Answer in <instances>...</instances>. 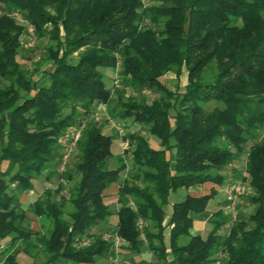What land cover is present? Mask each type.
I'll return each mask as SVG.
<instances>
[{
	"label": "trees",
	"instance_id": "trees-1",
	"mask_svg": "<svg viewBox=\"0 0 264 264\" xmlns=\"http://www.w3.org/2000/svg\"><path fill=\"white\" fill-rule=\"evenodd\" d=\"M0 10V240L16 248L0 264H21L39 248L46 264H96L115 252L114 238L135 253L147 244L163 263L170 254L177 264H264V0H0ZM15 14L47 40L41 79L19 61L26 28ZM106 71L118 72L122 89L107 88ZM185 71L183 87L162 81ZM147 91L157 96L150 101ZM98 105L161 146L139 131L126 138L133 172L120 184L109 239L104 194L127 167L107 168L114 138L94 120ZM71 128L81 129L77 157L60 172L59 140ZM249 144L247 177L233 172L250 185L244 200L253 212L228 237L222 211L207 237L192 236L193 216L207 211ZM53 176L57 189L31 206L50 222L42 235L25 226L20 198ZM206 185L205 195L174 203L164 225L172 195Z\"/></svg>",
	"mask_w": 264,
	"mask_h": 264
},
{
	"label": "rangeland",
	"instance_id": "rangeland-1",
	"mask_svg": "<svg viewBox=\"0 0 264 264\" xmlns=\"http://www.w3.org/2000/svg\"><path fill=\"white\" fill-rule=\"evenodd\" d=\"M1 14H2V11L0 10V15ZM14 17L17 18V21L19 22L20 25H23L26 28V32L22 40L23 49L21 50L20 57H19V61L22 65V68L28 72L29 76H31L32 74L33 75L35 74V78H34L35 80H37L40 77L42 78L43 74H46L49 71V65L45 61L47 40H38L34 36V28L31 25L27 24L21 15L19 16L15 14ZM162 81L171 90H174L176 86L178 85L183 87L187 84V72L186 71L184 72L180 80H177L175 75H168L167 77L162 79ZM104 82L107 88L112 89L113 91L117 89L118 90L122 89V86L117 87L116 85V82L120 83L118 72L106 71ZM0 84L6 85V83L1 80H0ZM130 91L131 90H128V92ZM146 94H148L147 96L150 101L153 100L157 96V94H153L151 92H148ZM132 95L134 96L135 94H132ZM214 107H215V104H212L210 106V108H214ZM84 120L86 119L84 118ZM94 120L96 121L98 125L103 126V131L105 135L111 136L114 138L113 150L116 155L118 154V150H117L118 143L121 142L120 146L122 148V151H124L126 155H124L123 157L118 155L117 158L114 159V161H111V164L110 162L108 163L107 168L110 169V165L114 169L120 167L123 164L126 165L127 169L123 173V177L127 176L128 173L133 172V167L128 161V157H129L128 153L130 151V142L128 141V139H126L131 133H133V131L135 130L136 132L139 131L141 135L143 136L145 135L146 137H148L151 140V146L153 148L155 146V140L152 139V136H150L146 131H141L140 126L137 129L134 128L135 123H133V120L120 121L119 119H115L111 115L108 114L106 108L102 105H98L96 107L95 114H94ZM63 137L65 140H68V141L72 140L73 138L72 134H65V136ZM63 137L59 140L62 145L65 144L64 143L65 140L63 139ZM251 146L252 144H249L246 148L245 154L242 155L240 160H238L233 165H231L230 169L227 170V173L229 175L228 192L231 186L240 187L242 191L244 192V195H242V197H238V199L237 198L234 199L232 201L233 205H231L229 209L228 208L226 209V212H228L232 220H235V219L237 220L238 218H240V216L243 217L245 214L248 216L249 214L253 212V207L244 200L245 197L252 194V189L250 188V185L248 184V182L244 181L243 179L235 178L234 172H233L235 170L239 173H242L243 174L242 178L247 177L246 173L244 172V169L246 166L247 154ZM0 148H1V141H0ZM64 155L65 154L63 153L62 157H65ZM76 157H77V151L74 148V150L70 153V157L65 158V159L62 158V161L59 158V160L61 161V167L59 169L60 172H64L68 170L69 168H72L73 162L76 159ZM59 182L60 180L58 176H53L51 181H46L44 177L41 178L40 181L37 182L36 184V190H35L36 193H33L30 196H23L22 198H20L21 199L20 203L22 207H24L23 209H26L27 208L26 206L28 204L34 203L37 197H42L46 189L56 190ZM74 183L73 184L65 183V185L66 187L70 188L74 185ZM211 187L212 185H206L204 189L209 190L211 189ZM179 193L176 196H179ZM117 201H118V196H112V195L107 196V203L109 204L111 208L113 217L108 221V225L106 226V231L103 232L104 235L107 234L105 237L106 239H109L111 236L112 238L115 237L114 232L116 230V226L118 222L117 217L115 219V216L117 213V209L119 207ZM174 201L178 202V197H174ZM67 210L69 211L70 207H68ZM241 212H243V214H241ZM66 219H69V217L67 216ZM24 224L27 228L39 230L40 232L47 230L46 223L39 220L38 217H36L31 212L28 213V218ZM210 228L211 226L209 222L208 223L202 222V223H199V225H197L196 230L200 231V234L206 235L210 231ZM99 230L100 229L95 230L94 233L99 232ZM7 240L10 241L11 238L0 240V244L4 243V241H7ZM124 244L122 245V247L124 246ZM115 249L116 250H115L114 256H110L106 259H99L97 264H139L140 259H143L146 262L150 261L151 263H154V264L157 263L156 257L153 256L150 250L145 251L144 249L143 250L144 252L142 254H137L134 252L132 253L131 251L130 252L125 251L123 248H121V246H117V248L115 247ZM19 260L21 264H25V259L23 257L20 256Z\"/></svg>",
	"mask_w": 264,
	"mask_h": 264
},
{
	"label": "crops",
	"instance_id": "crops-1",
	"mask_svg": "<svg viewBox=\"0 0 264 264\" xmlns=\"http://www.w3.org/2000/svg\"><path fill=\"white\" fill-rule=\"evenodd\" d=\"M102 106H104V105H102ZM105 108H106V106H104ZM106 110H107V108H106ZM107 112H108V110H107ZM129 121V120H128ZM133 123H135L134 121H133ZM139 127V125L137 124V123H135V126H134V128L135 129H137ZM104 132V131H103ZM136 132V130L135 131H133V133H135ZM105 134V133H104ZM148 138V137H147ZM149 139V138H148ZM152 139H154L155 140V146H154V148L155 149H160L161 148V146H160V141H158L157 139H155L154 137H152ZM150 140V139H149ZM157 140V141H156ZM150 143H151V140H150ZM159 143V144H158ZM121 142H119L118 143V147H117V150H118V154L116 155L115 153H114V150H113V153H114V157H113V159L112 160H110L109 162H110V164H111V161H114V159H116L117 158V156L119 155V156H121V157H123L124 155H126V153L124 152V151H122V148H121ZM113 148H114V145H113ZM129 161V160H128ZM130 162V161H129ZM124 165V164H123ZM122 166V165H121ZM120 166V167H121ZM119 168V167H118ZM115 169H117V168H115ZM114 168H112L111 167V165H110V170H115ZM124 173V172H123ZM122 178H121V181H120V183H118V184H113L112 186H110L106 191H105V201H106V203H107V196L109 195H112V196H118V199H119V190H120V184L122 183V181H123V179L126 177H123V174H122V176H121ZM40 181V180H39ZM39 181H37V182H39ZM37 182L35 183V185H34V189L33 190H31V191H28V192H26L23 196H30L31 194H33V193H36L35 192V190H36V184H37ZM229 186V181H228V184L227 185H224L223 187H218L217 188V192H218V194H217V196L215 197V199H213L211 202H210V204H209V206H208V208H207V211L206 212H204V213H202V214H199V215H194L193 216V219H194V226H193V228L191 229V235L192 236H198V235H200L201 237H203V238H205V237H207L208 236V234L213 230V225H212V223H211V220H212V218H213V215L214 214H216V213H218L219 211H222L223 212V214L226 216V217H228L229 218V221H228V223H226L223 227H222V229H221V232H220V235L221 236H223V237H228L229 235H230V232H231V230H232V227H233V224H234V222H235V220H232V218L229 216V214H228V212H226V209L228 208H230L231 207V205H233V203L232 202H230L229 200H228V187ZM205 188V186H196V187H193V188H191V189H189V190H180V191H178L176 194H174V195H172L171 197H170V199H169V202H170V204H169V206L166 208V213H167V216H166V220H165V223H164V225L165 226H167L168 224H169V221H170V217H171V213H172V206H173V204L174 203H177V202H175L174 201V197H178V202H181V201H183L186 197H187V195H190V196H193V197H201V196H203V195H205L206 193H208L209 191H210V189L209 190H206V189H204ZM220 188V189H219ZM47 190H49V189H46L45 191H47ZM45 191H44V193H43V196L42 197H37L36 198V200L34 201V203H31V204H28L26 207V209H24V210H26L27 211V218H28V213L29 212H31L32 214H34L32 211H31V206H33L38 200H41L43 197H44V194H45ZM180 192V193H179ZM179 193V196H176L177 194ZM242 195H244V192H242V194L241 195H239V196H237V199H238V197H242ZM23 196H21V198L23 197ZM117 203H118V201H117ZM108 204V203H107ZM109 205V204H108ZM212 205V206H211ZM118 209H117V213H118V210H119V208H120V205H119V203H118ZM29 207V208H28ZM24 208V207H23ZM112 212V211H111ZM117 213H116V216H115V219H116V217H117V220H118V216H117ZM241 214H243V212H241ZM240 214V215H241ZM245 214V213H244ZM35 215V214H34ZM250 215V214H249ZM249 215L247 216L246 214L243 216V218H245V219H248L249 218ZM36 216V215H35ZM36 217H38V216H36ZM112 217H113V215H112ZM111 217V218H112ZM241 217V216H240ZM110 218V219H111ZM38 219L39 220H41V221H43L44 223H46V229L47 230H45V231H42V232H40L39 230H34V229H32L34 232H39V233H41L42 235H48L49 233H50V230H51V227H50V222H49V220L47 219V218H45V217H38ZM109 219V220H110ZM202 222H206V223H210V226H211V228H210V231L206 234V235H202V234H200V231H197L196 230V228H197V225H199V223H202ZM117 224H118V222H117ZM164 235H165V244L169 247V237H170V228L169 227H167L166 229H165V232H164ZM2 243V242H1ZM18 248V247H17ZM123 249L125 250V251H129L128 250V244H124V246H123ZM145 251L146 250H150L149 248H148V245L147 244H145ZM143 249V250H144ZM142 250V252L141 253H137V254H142L144 251ZM16 251V248H13V246H12V243H11V241H4V243H2V244H0V261L3 259V256L5 255V256H7L8 254H10V253H13V252H15ZM151 252H152V254H153V256H155L156 257V259H157V263H155V264H177L176 263V261L174 260V258L169 254L168 255V258H167V260H166V262H162V261H160V259L155 255V253L152 251V250H150ZM130 252V251H129ZM133 253V252H132ZM135 253V252H134ZM167 253H170V249H168L167 250ZM115 255V252L112 254H109L107 257H105V258H101V259H106V258H108V257H110V256H114ZM21 257H23L24 259H25V264H46V262H47V258H46V256L42 253V249L41 248H39V249H37L35 252H33L32 254H30V255H20ZM19 256V257H20ZM99 260V259H98ZM98 260H97V263H98ZM96 263V264H97ZM139 264H154V263H151L150 261L149 262H146L145 260H143V259H140V263Z\"/></svg>",
	"mask_w": 264,
	"mask_h": 264
},
{
	"label": "built area",
	"instance_id": "built-area-1",
	"mask_svg": "<svg viewBox=\"0 0 264 264\" xmlns=\"http://www.w3.org/2000/svg\"><path fill=\"white\" fill-rule=\"evenodd\" d=\"M118 84L119 83L116 82L117 87H118ZM66 134H72L73 138H72V140L68 141V140H65L64 137H63V139L65 140V142H64L65 144L63 145L64 148H65L64 149V154H65L64 156L65 157H63L64 159L70 157V153L74 150L78 140L81 137V129L71 128V129L68 130V132ZM242 192L243 191H242V189L240 187L231 186V188H230V190L228 192V200L230 202H232L234 199L237 198V196L241 195ZM114 242H115L116 246H120L122 241L120 239H118V238H114Z\"/></svg>",
	"mask_w": 264,
	"mask_h": 264
}]
</instances>
